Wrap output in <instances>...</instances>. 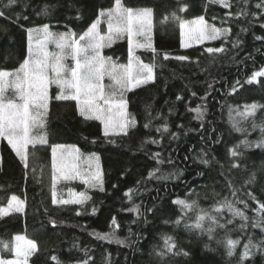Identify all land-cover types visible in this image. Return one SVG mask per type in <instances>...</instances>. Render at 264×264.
<instances>
[{
  "label": "trees",
  "instance_id": "trees-1",
  "mask_svg": "<svg viewBox=\"0 0 264 264\" xmlns=\"http://www.w3.org/2000/svg\"><path fill=\"white\" fill-rule=\"evenodd\" d=\"M258 2L229 0L231 6L224 7L210 0H122L127 7L152 10L156 53L143 48L134 53L142 63L154 65V80L126 94L135 126L127 135L105 137L103 125L82 117L75 101L53 98L44 127L33 132L44 136L46 143L29 144L27 167L1 139L0 208L13 195L25 203L22 212L0 216V241L11 248L0 245L1 257H14L15 237L24 235L36 244L29 264H56L53 256L61 264L85 260L88 264H240L244 245L251 240L256 247L243 264H264V209L260 207L264 147L257 146L264 142V76L251 79L254 72L264 70V39H255L264 37L260 26L264 10L255 7ZM114 3L17 0L5 8L7 0H0L5 13L0 17V70H17L27 58V29L47 24L54 32L72 31L79 36ZM185 5L186 10L179 11ZM200 16L211 25L228 28L227 36L183 47L181 20ZM208 47L223 51L208 53ZM103 52L117 62H128L127 38ZM177 56L188 59L177 60ZM57 92L54 85L50 87L51 97ZM242 107L252 110L236 120L234 114ZM55 145H72L83 156L99 159L102 188H87L72 180L56 182V193L85 190L89 199L82 205L53 203ZM129 190L131 199L125 195ZM177 199L195 201L196 207L182 211L174 203ZM225 200L244 218L223 208L218 221L224 228L207 218L202 229L193 227L201 210L216 214ZM134 205L138 212L128 211ZM113 218L118 227L112 225ZM208 227H213L211 238L204 230ZM96 234L111 235L98 239ZM226 234L240 239L232 257L222 243ZM165 237L171 238L176 245L173 252L180 255L167 252ZM162 251L166 254L160 255Z\"/></svg>",
  "mask_w": 264,
  "mask_h": 264
},
{
  "label": "snow or ice",
  "instance_id": "snow-or-ice-1",
  "mask_svg": "<svg viewBox=\"0 0 264 264\" xmlns=\"http://www.w3.org/2000/svg\"><path fill=\"white\" fill-rule=\"evenodd\" d=\"M16 3L17 0H7L4 7L11 8ZM210 3L220 4L224 7L231 6L229 0H210ZM186 7V5L182 6L179 11H185ZM255 7L264 10V0H259ZM243 14L248 15L246 12ZM4 15V11L0 10V17ZM251 15L255 16L256 14L252 13ZM99 17L106 18V35H101L100 18H97L78 38H76L77 34L72 32H52L47 24L42 28L27 29V58L14 72L0 70V139L7 140L25 167L28 162L27 146L46 143L44 136H33L31 132L33 128L44 127L50 100L53 98L57 101H75L82 117L99 121L103 125L105 137L110 134L127 135L128 130L135 126L134 118L127 111L128 101L125 98V93L154 80V65L142 63L134 53V49L137 48L156 53L152 43V10L150 8L134 9L125 6L122 0H115L114 7H110L106 11L102 10ZM173 17L180 20V17L175 13H173ZM23 18L27 19V17ZM260 26L264 28V24ZM180 28L182 29L181 35L184 37L183 47L190 46L193 40L200 43L205 40L215 41L221 39L222 36L226 37L228 33V29H219L208 25L203 16L192 21L181 20ZM125 35L129 46L127 64H116L111 57L101 54L104 48L111 46L114 38L119 39ZM138 37L142 39H137ZM255 39L262 40L264 37L257 36ZM49 44L55 45L57 51H50ZM206 51L217 53L223 51V48L208 47ZM69 57L74 66L70 67L65 63ZM168 58V55L165 54L164 59ZM175 59L183 61L188 58L177 56ZM105 76L110 81L107 85L102 82ZM257 76H264V70L254 72L251 79H255ZM53 85L58 89V92L54 97H51L50 87ZM9 90L12 92L11 96L7 95ZM195 111L200 112L199 108ZM145 127L148 125L146 124ZM159 130L157 129V131ZM164 130L167 131V128L165 127ZM257 146L264 147V142ZM232 155L236 156L237 152L233 150ZM80 158L79 150L74 146L72 152H68L64 145L52 147V167L55 170L53 203L57 202L55 188L56 182L59 180L80 179L82 183L93 186L101 183L99 165L97 164L95 171L91 173L81 172L77 164ZM201 162L207 163V161ZM130 191L125 193L129 199H131ZM69 195V199H61L59 202L65 205H82L89 199L85 193L77 194L71 189ZM174 203L179 205L182 211L196 207L195 201L188 203L185 200L177 199ZM260 207L264 209V204H261ZM223 208H227L234 216L244 218L242 212L225 200L221 201L220 206L215 209L216 214L201 210L203 214L196 217L193 227L202 229V222L207 218L212 225L224 228L225 225L218 221V214L222 212ZM23 209L24 202L13 195L7 208H0V216L7 215L10 210L19 213ZM128 211L138 212V206L134 205ZM176 223L179 224L180 221L177 220ZM112 225L118 227L115 218L112 220ZM204 230L211 238L213 227ZM96 235L98 239H110L111 234ZM15 240L17 241L16 258L12 260L0 259V264H27L29 256L35 253L36 244L33 241L25 240V237L19 235L15 237ZM116 242L123 244L125 241L117 239ZM222 243L229 249L228 255L230 256L232 254L230 249L235 247V242L224 240ZM0 245L11 250L9 244L5 242L0 241ZM165 247L167 252H172L174 255L181 254L179 251L173 252L176 245L170 237H165ZM85 251L87 252V250ZM165 254L164 251L160 253V255ZM183 254L187 255V253ZM250 255L249 245L245 244L241 259L244 260ZM51 259L56 261V264H61L57 257L53 256ZM82 264H88V261L85 260Z\"/></svg>",
  "mask_w": 264,
  "mask_h": 264
},
{
  "label": "rangeland",
  "instance_id": "rangeland-1",
  "mask_svg": "<svg viewBox=\"0 0 264 264\" xmlns=\"http://www.w3.org/2000/svg\"><path fill=\"white\" fill-rule=\"evenodd\" d=\"M113 7H114V5H113ZM109 9V8H108ZM107 9H104V11H106ZM98 18H100L101 19V23H100V31H101V35H106L107 34V21H106V18H104V17H98ZM196 19V18H195ZM195 19H192V20H195ZM192 20H189V21H192ZM206 23L208 24V25H211V24H209L207 21H206ZM211 26H214V25H211ZM214 27H216V28H219V29H228V28H220V27H217V26H214ZM51 30V29H50ZM52 31V30H51ZM52 32H54V31H52ZM66 32H72V31H64V32H58V33H66ZM228 32H229V29H228ZM55 33H57V32H55ZM73 33V32H72ZM76 38H78V36L76 37ZM125 38H127L126 37V35L125 36H121L119 39H115L114 38V41H113V43L111 44V45H113L115 42H117V41H119V40H121V39H125ZM137 39H142V38H137ZM184 39V37H182V40ZM206 41H212V40H205L204 42H206ZM198 43H200V42H197V41H195V40H193L192 42H191V44L190 45H192V44H198ZM48 48H49V50L50 51H57L56 49H55V45H53V44H49L48 45ZM104 50V49H103ZM103 50H102V55L103 56H106L105 54H104V52H103ZM107 57V56H106ZM112 61L114 62V63H116V64H127L128 62H126V63H122V62H117V61H115V60H113L112 59ZM65 63L68 65V66H74V63H73V61H71V59H70V57L65 61ZM5 71H9V72H14L15 70H5ZM105 85H107V84H109L110 83V81L108 80V78H107V76H105L104 77V80L102 81ZM128 92V91H127ZM127 92L125 93V98H126V94H127ZM7 95H9V96H11L12 95V92H11V90H9L8 91V93H7ZM252 110V108H239V109H237L236 110V112H235V114H234V116L235 117H237L236 118V120L238 119V120H242V118L244 117V115H246V114H248L250 111ZM127 111H128V113H130L129 112V110H128V108H127ZM243 116V117H242ZM132 117V116H131ZM36 128H33L32 129V132H31V134L33 135V132H34V130H35ZM0 141H1V139H0ZM29 146V145H28ZM28 146H27V148H28ZM64 146H66V148H67V150H68V152H72L73 151V146L72 145H64ZM27 148H26V151H27ZM74 148L75 149H77V147H75L74 146ZM79 153H80V151H79ZM80 160L77 162V164H78V167H79V169H80V171L81 172H85V173H91V172H93V171H95V166L98 164L99 165V169H100V173H101V177H102V168H101V164H100V162H99V159L97 158V157H94V156H83L81 153H80ZM59 181H61V180H59ZM72 181H78V182H80V183H82V181L80 180V179H76V180H72ZM85 184V183H84ZM85 186L87 187V188H102V186H103V182L101 181V183L99 184V185H95V186H93V185H90V184H85ZM72 190L74 193H77V194H79V193H85L87 196H88V194H87V192L85 191V190H78L77 188H68L67 190H65V191H61V192H59V193H57V201H60L61 199H69L70 198V195H69V190ZM19 200H21L20 198H18ZM21 201H23V200H21ZM24 202V201H23ZM24 206H25V204H24ZM19 236H23V237H25L24 235H19ZM25 240H29V239H27L26 237H25ZM16 243H17V241H16ZM15 247H16V245H15ZM16 258V250H15V248H14V257H12V258H9V259H6V260H12V259H15ZM0 259H5V258H2L1 257V255H0ZM27 264H29L28 262H27Z\"/></svg>",
  "mask_w": 264,
  "mask_h": 264
},
{
  "label": "clouds",
  "instance_id": "clouds-1",
  "mask_svg": "<svg viewBox=\"0 0 264 264\" xmlns=\"http://www.w3.org/2000/svg\"><path fill=\"white\" fill-rule=\"evenodd\" d=\"M224 240L225 241L231 240V241L235 242V247L232 248V249H230V251L232 253L230 256L228 255L229 249H227V255H228V257L234 256L235 255V252H236V248L240 244V239L239 238H232L231 235L226 234ZM247 244L249 245V248L250 249H252V248H254L256 246L251 240H249ZM240 264H243V260L241 259V257H240Z\"/></svg>",
  "mask_w": 264,
  "mask_h": 264
},
{
  "label": "crops",
  "instance_id": "crops-1",
  "mask_svg": "<svg viewBox=\"0 0 264 264\" xmlns=\"http://www.w3.org/2000/svg\"><path fill=\"white\" fill-rule=\"evenodd\" d=\"M1 142V141H0ZM0 161H1V156H0ZM25 204V203H24ZM7 206H8V204L4 207V208H7ZM25 207V206H24ZM9 212H11V210L9 211Z\"/></svg>",
  "mask_w": 264,
  "mask_h": 264
}]
</instances>
